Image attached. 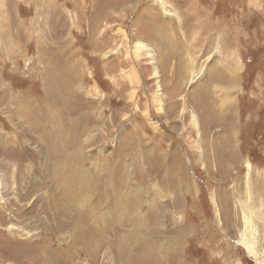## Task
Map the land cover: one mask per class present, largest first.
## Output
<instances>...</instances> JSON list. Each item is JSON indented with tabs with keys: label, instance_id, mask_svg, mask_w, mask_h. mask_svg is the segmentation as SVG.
<instances>
[{
	"label": "rangeland",
	"instance_id": "rangeland-1",
	"mask_svg": "<svg viewBox=\"0 0 264 264\" xmlns=\"http://www.w3.org/2000/svg\"><path fill=\"white\" fill-rule=\"evenodd\" d=\"M0 264H264V0H0Z\"/></svg>",
	"mask_w": 264,
	"mask_h": 264
},
{
	"label": "bare ground",
	"instance_id": "bare-ground-1",
	"mask_svg": "<svg viewBox=\"0 0 264 264\" xmlns=\"http://www.w3.org/2000/svg\"><path fill=\"white\" fill-rule=\"evenodd\" d=\"M231 65H233L234 67H232V70L233 71H230V72H233V74H237V71H238V67L237 66H239V64H238V62H235L234 60H232L231 61ZM230 65V64H229ZM228 68H229V66H228ZM237 69V70H236ZM217 88V87H216ZM229 101H230V99H229ZM228 103V102H227ZM228 111V110H227ZM196 117V116H195ZM222 117V116H221ZM194 118V117H193ZM200 118V117H199ZM105 121V120H104ZM196 122H197V120H196ZM6 225V224H5ZM50 225V224H49ZM51 226V225H50ZM18 254V253H17ZM20 255H18V256H16V257H19Z\"/></svg>",
	"mask_w": 264,
	"mask_h": 264
}]
</instances>
